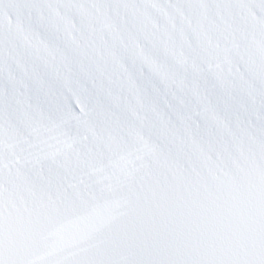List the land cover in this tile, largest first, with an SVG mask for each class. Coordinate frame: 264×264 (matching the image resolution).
<instances>
[{
  "label": "snow or ice",
  "instance_id": "snow-or-ice-1",
  "mask_svg": "<svg viewBox=\"0 0 264 264\" xmlns=\"http://www.w3.org/2000/svg\"><path fill=\"white\" fill-rule=\"evenodd\" d=\"M0 264H264V0H0Z\"/></svg>",
  "mask_w": 264,
  "mask_h": 264
}]
</instances>
